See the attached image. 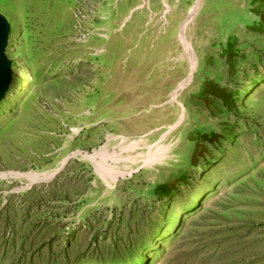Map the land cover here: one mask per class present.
Returning a JSON list of instances; mask_svg holds the SVG:
<instances>
[{"label": "rangeland", "instance_id": "1", "mask_svg": "<svg viewBox=\"0 0 264 264\" xmlns=\"http://www.w3.org/2000/svg\"><path fill=\"white\" fill-rule=\"evenodd\" d=\"M143 1L75 44L69 0H0V264H264V0L205 1L171 130L128 104L187 75L195 0Z\"/></svg>", "mask_w": 264, "mask_h": 264}, {"label": "bare ground", "instance_id": "2", "mask_svg": "<svg viewBox=\"0 0 264 264\" xmlns=\"http://www.w3.org/2000/svg\"><path fill=\"white\" fill-rule=\"evenodd\" d=\"M205 1L206 0H195L193 5L189 8L181 26H179V31H178V35H177L178 41L183 45V47L185 49L184 54H187V56L190 60V70L187 72V75L182 80H180L175 85V87L170 89L171 91L169 93H168L169 90L167 88L163 87V88H160L158 92L151 94L150 98H146L145 100H143L142 97H140V96H133L132 100L130 101V104H128L130 106H136V105L140 104L141 106H144L142 109V112H144L145 104L148 103L149 105H151V109L149 108L150 107L149 106L146 109L147 112L150 113V112L156 111V113H158V114H161L164 112L165 116H161V120L163 121V124L166 125V127H167L166 130H169V129L171 130L172 128H176L177 126L179 127L180 124H183L184 121L186 120V117H184V116L186 115V112L188 109L185 107L184 103L181 100H179V96H180L181 90H183V88L190 83V80L193 78L194 74L196 73V66H197V55H196V52L194 50L192 41L188 38L187 32H188V28H189V25L192 22V20L199 14L201 9L205 6ZM163 3L165 4L166 11L170 12L172 10V6H171L169 0H163ZM138 6L139 7H137V8H141L142 6H147L148 8H150L148 0H144ZM105 7H106V5L104 6L103 11H102V19L103 20L106 18V16L104 15ZM131 13H133V12L131 11ZM130 16L131 15H129L126 19H128ZM184 54H181L179 56V58H181V59L184 58ZM142 89L143 88L141 86H139V87L137 86L134 90L140 92V91H142ZM163 99H165L166 103L177 104L181 107L180 115H181V118L183 117L181 122L178 123L177 119L174 117L172 119V115L174 116V114H173L174 112L172 113L169 111L171 107L167 108L166 106H164L166 104L162 103ZM154 108H159V109L154 110ZM166 134L167 133L163 132V135H166ZM153 157H154V155L152 156V158ZM150 158L151 157H149V159Z\"/></svg>", "mask_w": 264, "mask_h": 264}, {"label": "built area", "instance_id": "3", "mask_svg": "<svg viewBox=\"0 0 264 264\" xmlns=\"http://www.w3.org/2000/svg\"><path fill=\"white\" fill-rule=\"evenodd\" d=\"M72 3V26L70 36L75 44H83L91 39H106L107 32L102 24V10L105 0H69ZM102 48L96 49L100 54Z\"/></svg>", "mask_w": 264, "mask_h": 264}, {"label": "water", "instance_id": "4", "mask_svg": "<svg viewBox=\"0 0 264 264\" xmlns=\"http://www.w3.org/2000/svg\"><path fill=\"white\" fill-rule=\"evenodd\" d=\"M9 33L10 24L7 18L0 13V101L8 92L12 80V62L6 54Z\"/></svg>", "mask_w": 264, "mask_h": 264}]
</instances>
